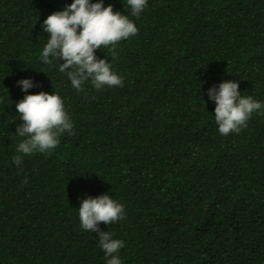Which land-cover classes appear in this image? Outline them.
I'll return each mask as SVG.
<instances>
[{"label":"trees","instance_id":"obj_1","mask_svg":"<svg viewBox=\"0 0 264 264\" xmlns=\"http://www.w3.org/2000/svg\"><path fill=\"white\" fill-rule=\"evenodd\" d=\"M74 0H0V264H107L82 200L109 195L124 218L121 264H264V107L221 135L208 90L239 82L264 106V0H103L138 32L95 51L122 86L77 91L42 59L44 20ZM91 3L99 0H90ZM31 79L27 93L18 81ZM58 94L74 126L54 150L13 162L16 104ZM27 179V183H25Z\"/></svg>","mask_w":264,"mask_h":264},{"label":"clouds","instance_id":"obj_2","mask_svg":"<svg viewBox=\"0 0 264 264\" xmlns=\"http://www.w3.org/2000/svg\"><path fill=\"white\" fill-rule=\"evenodd\" d=\"M131 14L139 17L146 7L147 0H127ZM44 32L49 33L47 43L43 48L42 59L45 64H51L49 57L64 63L59 70L67 72L72 86L77 91H83L82 85L91 78L92 85L102 89L105 85L122 86V78L111 70V63L106 59H98L95 51L101 46L112 45L113 57L115 45L122 39L137 34L138 29L128 15L114 12L113 5L104 6L103 0L91 3L90 0H74L64 10L55 12L44 20ZM18 86L27 93L34 86L31 79H22ZM239 82L224 81L218 87L208 90V97L216 103L215 120L221 135L235 132L239 134L247 127L251 114L260 110L262 104L252 96H242ZM23 124L17 126V135L26 137L19 143L13 157V162L19 167L23 156L36 151L41 153L54 150L58 137L68 132L74 134V126L64 109V103L58 94H27L16 104ZM27 183V179L24 181ZM81 227L93 233H99V246L105 253L107 264H121L118 251L124 246V241L113 239L109 231H101L99 223L112 224L124 218V206L118 204L109 195L82 200L79 207Z\"/></svg>","mask_w":264,"mask_h":264}]
</instances>
